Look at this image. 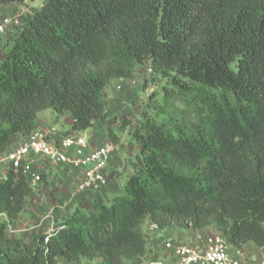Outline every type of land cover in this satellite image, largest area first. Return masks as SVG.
<instances>
[{
  "label": "trees",
  "instance_id": "16d2710c",
  "mask_svg": "<svg viewBox=\"0 0 264 264\" xmlns=\"http://www.w3.org/2000/svg\"><path fill=\"white\" fill-rule=\"evenodd\" d=\"M147 62L170 78L164 98L176 115L159 124L143 114L134 132L142 173L109 206L75 211L25 242L7 229L33 188L22 169L10 171L0 183V264H124L148 254V220L264 247V0H44L0 61V154L46 110L70 114L76 133L106 123V89L134 81Z\"/></svg>",
  "mask_w": 264,
  "mask_h": 264
},
{
  "label": "rangeland",
  "instance_id": "374dc122",
  "mask_svg": "<svg viewBox=\"0 0 264 264\" xmlns=\"http://www.w3.org/2000/svg\"><path fill=\"white\" fill-rule=\"evenodd\" d=\"M43 2L44 0H25L22 4L15 6L17 8L12 14L6 16L15 17L26 13L29 17L42 6ZM17 10L20 11L17 12ZM19 30L18 28L10 30L12 39ZM136 75V79L128 85L120 86L119 90L117 87L116 91L122 94L121 104L118 106L109 103L108 121L102 123L104 126L100 128L106 134L111 135L113 140L109 143L114 146L117 145L116 142L122 140L125 142L123 151L122 148L115 151V156L118 154L120 159L117 162V166L120 168L119 175L112 177L107 173L109 182L101 193V190H79L80 173L69 166L46 164L45 170H35L40 175L41 182L35 186L36 188L32 187L33 192L27 199L26 208L19 215L18 220L8 226L9 238L30 242L36 235H46L52 232L56 226L70 219L75 211L91 215L95 210V204L99 203V197L104 198L106 202L109 200V204H111L114 198L123 194L127 174L130 172L134 175L142 173L141 148H139L140 143L135 138L134 132L143 120V114L146 112L161 124L168 123L170 118L176 115V112L171 105H166L164 98V89L171 87L170 78L154 74L149 62L138 68ZM176 107L181 109L182 105L176 104ZM117 166L115 170H117ZM67 176H70L71 179L66 180ZM5 222H7V218L1 217L0 224ZM149 224V220L145 222L143 231L147 230ZM211 230L215 232L213 229ZM95 264H99V262L96 261Z\"/></svg>",
  "mask_w": 264,
  "mask_h": 264
},
{
  "label": "built area",
  "instance_id": "2783aa9c",
  "mask_svg": "<svg viewBox=\"0 0 264 264\" xmlns=\"http://www.w3.org/2000/svg\"><path fill=\"white\" fill-rule=\"evenodd\" d=\"M27 18L26 13L2 18L0 21V43L2 37L7 35L10 30L23 28ZM119 89L120 87H118ZM53 133L54 130L46 132L35 129L23 143L9 151L6 155L9 169L0 175V183L8 180L10 171L18 174L22 169L28 184L31 187L38 185L41 182L40 175L26 165L27 160L32 157L47 165L69 166L78 170L82 175L79 190L104 189L109 182L107 166L114 153V145L106 143L91 149L87 137L81 133L62 139H55ZM148 227L154 233L159 234L163 231L151 221ZM259 255L258 264H264V247L259 248ZM242 256L241 248H234L219 234L212 236L204 248L168 240L164 243L162 254L145 255L125 261L124 264H245L241 259ZM59 264L69 263L61 262ZM86 264H95V262Z\"/></svg>",
  "mask_w": 264,
  "mask_h": 264
},
{
  "label": "crops",
  "instance_id": "0c3cea01",
  "mask_svg": "<svg viewBox=\"0 0 264 264\" xmlns=\"http://www.w3.org/2000/svg\"><path fill=\"white\" fill-rule=\"evenodd\" d=\"M20 4L22 3H13L8 6H1L0 7V21L6 15L12 14L14 10L17 8V7L15 8V6L20 5ZM18 11L20 10H17V12ZM12 41L13 39H12V35L10 36V32L4 37H2L1 43H0V61L3 59L6 53V49L8 48L9 45H11ZM2 46L3 47L5 46V49H3ZM130 82L131 81H127V80L114 81L106 89L105 100H106L108 114H109V109H110L109 103L111 105L116 104L118 106H120L121 104L122 94L116 91L117 87H120V86L124 87L128 85V83ZM72 125H73V120L70 114L57 115L53 110H46V111L39 113L38 119H37V129H40L46 132H51L52 130H54L53 137L55 139L68 138V137H71L77 134L76 132L73 131ZM101 126H104V124L95 121L91 129L87 130L86 132L81 133L87 137L89 144L91 146V149L100 147L106 143H109L111 140H113L110 134H106L105 131H102L100 129ZM95 131L97 132L96 135H95ZM25 140H26V137L21 138L17 144L13 145L5 153L0 154V175L6 173L9 169V165L6 162L7 153L11 151L12 149H14L15 147L19 146ZM116 143L117 145L114 146V153L112 154L110 162L107 166V173H109V175L112 177L113 176L117 177L119 175L118 170L120 169L118 168L119 166H117V162L120 159L118 158V154L115 156V151L119 150L120 148H122V151H123V149L125 148V142L123 140L120 142H116ZM139 148H141V146ZM27 161L28 162L26 163V165H28L33 170H45L47 167L45 163L41 162L40 160H34L32 157L29 158ZM116 166H117V170H115ZM132 175H134V173L132 172L127 174V180ZM81 176L82 175L80 173V180L82 178ZM70 179H71L70 176L66 177V180H70ZM103 190L104 189L101 190V193H103ZM108 192L110 191L108 190ZM98 202L103 205H107V206L110 205L109 204L110 201L108 200L106 202V200L104 201V198L102 197H99ZM94 213H95V210H93L91 215ZM219 234L220 233L213 232L211 229L199 231L195 233L194 235H192L191 237L186 236L185 233L182 231H164V232L162 231V233L158 234V233L152 232L148 226H147V230L144 231L145 238L148 242V250H149L147 254L148 256L162 254L164 243L168 240H174L178 243H189V244L204 248L208 240L212 236L219 235ZM241 250L243 252V256L241 259L243 260L245 264H258L259 263V258H260L259 248L256 247L254 244L252 243L248 244L244 246L243 248H241ZM61 262H65V261L60 260V263ZM85 262L86 261H81L77 264H82Z\"/></svg>",
  "mask_w": 264,
  "mask_h": 264
}]
</instances>
